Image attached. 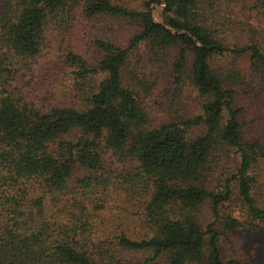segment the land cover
I'll return each instance as SVG.
<instances>
[{
	"label": "trees",
	"instance_id": "obj_1",
	"mask_svg": "<svg viewBox=\"0 0 264 264\" xmlns=\"http://www.w3.org/2000/svg\"><path fill=\"white\" fill-rule=\"evenodd\" d=\"M227 2L0 0V264H264L235 253L239 236L264 234V144L244 140L233 98L264 82V48L237 42L252 27L222 16ZM101 18L137 32L127 47L94 39V59L66 50L75 102L27 92L51 37ZM115 195L136 203L140 235L117 224L96 237Z\"/></svg>",
	"mask_w": 264,
	"mask_h": 264
},
{
	"label": "rangeland",
	"instance_id": "obj_2",
	"mask_svg": "<svg viewBox=\"0 0 264 264\" xmlns=\"http://www.w3.org/2000/svg\"><path fill=\"white\" fill-rule=\"evenodd\" d=\"M118 2L121 0H117ZM142 0H125L126 4L135 8ZM222 16H230L234 22L239 24L250 25L252 28L245 30L243 36L237 41L240 44H248L249 42H258L264 48V16L259 13V9L249 0H228L227 5H223ZM161 8L156 9L154 15L158 22H161ZM137 28L124 20H115L109 18L101 19H82L77 22L71 35L63 39L56 38V33L46 45L45 52L33 64L32 70L28 73L27 80L30 84L28 91L31 95H37L48 103L59 106L72 104L75 102L72 71L64 62L66 50L74 49L76 52L83 54L89 59L96 57V51L91 42L96 38L111 40L122 47H127L130 39L136 34ZM232 58L221 60L222 64L231 63ZM250 62L246 59H239L237 65L245 70L249 77ZM251 71V70H250ZM252 73L254 71L252 70ZM258 79L252 78L242 82L236 87L234 93V106L239 109L240 121L244 125V140L249 143L264 144V82L263 78L257 75ZM254 80V81H252ZM185 103L189 110L196 109L198 101L193 93L186 89L183 95ZM157 98V97H156ZM152 98L147 99L146 105L151 114L158 116L159 120L166 117L161 108L162 100ZM164 103V102H163ZM111 156H107V163H111ZM264 194V188L261 190ZM101 204H105V208L101 205L99 226L97 228V236L107 235V232L113 231V226L120 224V230H126L130 236H138L141 234L140 227L136 223L138 209L136 203L112 196L108 199L103 198ZM208 220V219H207ZM134 234V235H133ZM107 237V236H106ZM105 237L101 238L104 239ZM239 247L235 253L239 256L251 259L254 256H264V234H243L237 239ZM246 240V241H244Z\"/></svg>",
	"mask_w": 264,
	"mask_h": 264
}]
</instances>
